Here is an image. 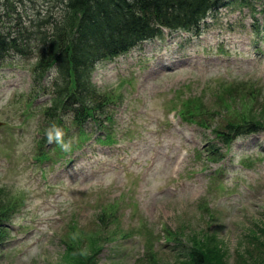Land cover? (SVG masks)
Listing matches in <instances>:
<instances>
[{
    "label": "rangeland",
    "instance_id": "1",
    "mask_svg": "<svg viewBox=\"0 0 264 264\" xmlns=\"http://www.w3.org/2000/svg\"><path fill=\"white\" fill-rule=\"evenodd\" d=\"M239 1L220 0L200 34L165 32L97 65L94 83L114 97L111 144L91 125L86 137L73 133V146L55 148L45 135L47 98L33 96L28 64L36 58L0 67V188L9 192L0 264H72L77 256L177 264L169 233L186 244L211 240L225 264L264 254L254 237L264 241V132L224 147L179 115L182 99L202 95L214 107L229 84L264 89V32L256 33L264 31V0ZM260 108L249 117L264 123ZM211 146L217 162L205 155Z\"/></svg>",
    "mask_w": 264,
    "mask_h": 264
},
{
    "label": "trees",
    "instance_id": "2",
    "mask_svg": "<svg viewBox=\"0 0 264 264\" xmlns=\"http://www.w3.org/2000/svg\"><path fill=\"white\" fill-rule=\"evenodd\" d=\"M218 2L17 0L11 3L3 0L0 5V67L8 61L36 58L32 65L27 63L33 68V84L37 86L33 96L43 94L47 98L42 109L45 135L48 139L49 133L53 135L55 148L73 146V133H77L78 138L86 137L91 125L104 132L98 140H107V144H111L114 143L110 123L113 118L107 109L113 104L114 97H110L109 92H102L94 83L97 65L115 60L146 41L162 38L165 30L200 33L204 20L217 10ZM9 3L16 6L9 9ZM239 3L247 5L249 0ZM260 33L263 32L258 29ZM256 84L255 81L241 82L222 87L215 96L214 107L203 100L202 95L184 98L179 101V115L185 122L211 130L216 142L228 147L238 137L264 132V123L249 117L259 104V114L264 116V89ZM240 101L244 102L245 112H238ZM238 102L239 106L236 105ZM226 114L229 120L223 127L210 124V120ZM57 129L62 133L59 141L55 139ZM211 148L205 155L217 162L221 153L215 147ZM44 153L42 151L41 155ZM7 193L0 188V244L5 241L8 230L2 224L9 219V211L4 208ZM113 210L111 206L110 211ZM100 220L104 222L103 217ZM169 237L168 243L172 242L179 254L177 264H225L217 248L210 246L211 240L206 241V245L186 244L174 233H169ZM254 237L259 246H264V241ZM89 259L77 256L72 264H94ZM251 264H264V254Z\"/></svg>",
    "mask_w": 264,
    "mask_h": 264
},
{
    "label": "clouds",
    "instance_id": "3",
    "mask_svg": "<svg viewBox=\"0 0 264 264\" xmlns=\"http://www.w3.org/2000/svg\"><path fill=\"white\" fill-rule=\"evenodd\" d=\"M61 136H62L61 131L57 129L56 134H55V139L59 141L60 138H61ZM52 139H53V135H52L51 133H49V141L51 142ZM63 146H64L65 148L68 147L67 145H63Z\"/></svg>",
    "mask_w": 264,
    "mask_h": 264
}]
</instances>
